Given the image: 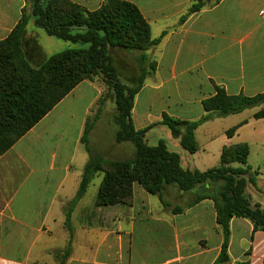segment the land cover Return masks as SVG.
Returning <instances> with one entry per match:
<instances>
[{"label": "crops", "instance_id": "crops-1", "mask_svg": "<svg viewBox=\"0 0 264 264\" xmlns=\"http://www.w3.org/2000/svg\"><path fill=\"white\" fill-rule=\"evenodd\" d=\"M70 1L93 12L105 0ZM120 1L137 7L152 39L164 33L146 52L145 67L150 62L156 67L134 98L131 120L136 131L159 123L163 114L198 120L204 114L201 102L213 97L216 88L230 96L264 93V0H204L206 5L182 23L195 0ZM27 4L31 0H0V42L29 16ZM31 24L30 19L24 49L32 65V56L41 55V61L46 55ZM117 52L133 56L138 80L140 53L111 49L112 61ZM108 92L101 77L82 81L0 155V264H60L68 244L64 264H253L254 257L264 264V231L253 232L252 224L242 218L230 221L229 260L217 263L223 239L214 204L209 199L194 204L196 191L165 187L161 195L166 208L160 202L152 204V196L134 184L130 204L96 207L100 174L91 181H99L97 190L89 195L90 183L72 209L69 241L64 211L88 161L81 137L100 106L89 136L94 151L105 109L115 114L112 91L105 101ZM262 107L198 127L194 132L198 148L192 155L184 153L163 126L147 131L145 141L151 135L155 145L165 140L179 153L182 168L200 172L218 167L224 148L247 145L245 166L255 185H248L246 194L253 204L264 207V118H254ZM233 128L235 133L227 136Z\"/></svg>", "mask_w": 264, "mask_h": 264}, {"label": "trees", "instance_id": "trees-1", "mask_svg": "<svg viewBox=\"0 0 264 264\" xmlns=\"http://www.w3.org/2000/svg\"><path fill=\"white\" fill-rule=\"evenodd\" d=\"M205 5L204 0H195L179 22H184ZM30 9L29 16L22 18L9 36L0 42V155L7 152L79 83L95 77H101L113 91L115 143H129L133 148L132 157L124 160H109L92 150L89 136L99 117V106L95 116L85 124L81 143L88 154V161L78 190L64 211V226L69 232V241L72 236V209L99 174L103 176L96 193V207L130 204L134 184L157 197L166 208L169 205L164 202L161 193L168 186H174L181 193L196 191L194 204L204 199L211 200L216 211V225L223 239L217 263L229 260L230 221L233 218L248 220L253 232L264 231V207L253 204L246 194L247 186L255 185L249 175V167L245 166L247 145L224 148L219 166L200 172L182 168L179 153L165 140L158 141L154 146L145 141L147 131L163 126L172 139L179 141L180 149L192 155L198 148L194 136L198 127L264 106V93L253 97L230 96L224 89L216 88L213 97L201 102L204 114L198 120L181 121L163 114L159 123L136 131L131 120L134 98L144 78L152 74L156 67L154 62L145 67L148 60L146 52L159 44L164 33L152 39L150 28L137 7L126 1L105 0L99 9L89 12L70 0H31ZM30 19L48 37L67 43L68 47L60 53L44 56L32 66L24 49ZM115 48L140 53L137 62L141 74L133 87L124 85L118 77L110 56V50ZM254 118H264V107L254 114ZM236 129L227 131V136L231 137ZM232 164L245 167L233 168ZM199 190L203 192L198 194ZM172 211L176 213L181 209ZM69 252L68 244L60 264H64Z\"/></svg>", "mask_w": 264, "mask_h": 264}, {"label": "rangeland", "instance_id": "rangeland-1", "mask_svg": "<svg viewBox=\"0 0 264 264\" xmlns=\"http://www.w3.org/2000/svg\"><path fill=\"white\" fill-rule=\"evenodd\" d=\"M29 9H30V5L27 4V10ZM29 27H32L35 33L38 35L36 39L38 43L43 47V50L47 57L60 53L68 47L67 43L57 40L53 37H48L41 29L36 28L33 22ZM131 57L133 58L132 55L124 56L122 53L117 52V53H113V61H112L115 68L117 69V73L120 76V81L128 87H133L137 83V76L139 74L137 70V64L135 63V61H133L134 59H132ZM40 59H41V55L37 56V58L35 56L34 57L32 56V62L34 63L32 65H36L40 61ZM109 95H110V90L105 96V101L106 100L108 101ZM105 110H106L105 117H103L104 119H102V121L98 125V128L96 129V134H95L96 146H93L95 153H98L102 155L104 158L109 160H124L131 158L133 155V148L131 144L115 143L114 134L116 128L112 121L113 116L110 115L112 114V112L110 111V109H105ZM93 117L94 116H92L91 119ZM147 139H148L147 144L149 146L155 145L154 140H152L153 139L152 135ZM100 175L101 176H99V178L101 179L103 175L102 174ZM98 182L99 181L95 178L94 182L91 183L88 191L89 195L93 194L94 191L97 190ZM202 192L203 190H199L198 194H201ZM151 198H152V204H160L157 197L152 196ZM258 261H259L258 257H254L253 264H258Z\"/></svg>", "mask_w": 264, "mask_h": 264}, {"label": "water", "instance_id": "water-1", "mask_svg": "<svg viewBox=\"0 0 264 264\" xmlns=\"http://www.w3.org/2000/svg\"><path fill=\"white\" fill-rule=\"evenodd\" d=\"M209 1H207V3H208ZM112 93H113V91H112Z\"/></svg>", "mask_w": 264, "mask_h": 264}]
</instances>
